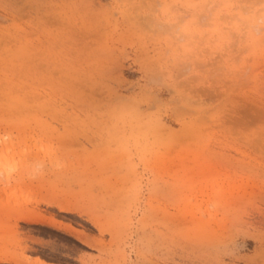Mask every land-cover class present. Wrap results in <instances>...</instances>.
Segmentation results:
<instances>
[{
	"label": "rangeland",
	"instance_id": "rangeland-1",
	"mask_svg": "<svg viewBox=\"0 0 264 264\" xmlns=\"http://www.w3.org/2000/svg\"><path fill=\"white\" fill-rule=\"evenodd\" d=\"M0 264H264V0H0Z\"/></svg>",
	"mask_w": 264,
	"mask_h": 264
},
{
	"label": "bare ground",
	"instance_id": "bare-ground-1",
	"mask_svg": "<svg viewBox=\"0 0 264 264\" xmlns=\"http://www.w3.org/2000/svg\"><path fill=\"white\" fill-rule=\"evenodd\" d=\"M57 207H58L59 209H64V210H67V209H70V208H71L70 206H67V205H61V204H58ZM19 218H20V219H23V218H24V215L20 214V215H19Z\"/></svg>",
	"mask_w": 264,
	"mask_h": 264
}]
</instances>
